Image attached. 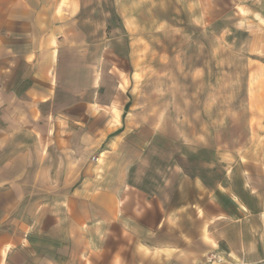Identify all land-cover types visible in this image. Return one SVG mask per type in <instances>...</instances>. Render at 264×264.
<instances>
[{"label": "crops", "instance_id": "obj_1", "mask_svg": "<svg viewBox=\"0 0 264 264\" xmlns=\"http://www.w3.org/2000/svg\"><path fill=\"white\" fill-rule=\"evenodd\" d=\"M81 5L0 0V264L262 263L264 162L143 120Z\"/></svg>", "mask_w": 264, "mask_h": 264}, {"label": "rangeland", "instance_id": "obj_2", "mask_svg": "<svg viewBox=\"0 0 264 264\" xmlns=\"http://www.w3.org/2000/svg\"><path fill=\"white\" fill-rule=\"evenodd\" d=\"M80 1L118 47L108 59L143 120L193 147L237 150L245 166L248 153L264 162V0ZM132 244L116 264H151ZM199 264L228 263L211 252Z\"/></svg>", "mask_w": 264, "mask_h": 264}, {"label": "built area", "instance_id": "obj_3", "mask_svg": "<svg viewBox=\"0 0 264 264\" xmlns=\"http://www.w3.org/2000/svg\"><path fill=\"white\" fill-rule=\"evenodd\" d=\"M95 160H97V159H95Z\"/></svg>", "mask_w": 264, "mask_h": 264}]
</instances>
